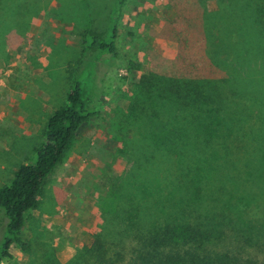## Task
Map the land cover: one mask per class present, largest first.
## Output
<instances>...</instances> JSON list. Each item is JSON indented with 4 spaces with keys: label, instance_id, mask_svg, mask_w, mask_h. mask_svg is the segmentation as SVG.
I'll return each mask as SVG.
<instances>
[{
    "label": "rangeland",
    "instance_id": "obj_1",
    "mask_svg": "<svg viewBox=\"0 0 264 264\" xmlns=\"http://www.w3.org/2000/svg\"><path fill=\"white\" fill-rule=\"evenodd\" d=\"M244 18L249 19L250 27L264 28V0H0V186L10 184L21 164L34 161L51 115L66 104L80 70L93 62L94 87L88 100L97 111L56 166V172H66L76 180V190L60 185L55 197L59 199L51 200L53 194L46 197V186L38 206L26 212L24 235L31 249L25 252L19 246L16 250L10 247L13 256L1 264L60 260L61 244L75 233L74 226L68 231L51 224L50 217L61 204L64 209L77 204L79 212L82 202L87 211V199L91 201L97 218L91 245L107 218L105 207L114 198L120 200L113 194L114 186L141 163L144 166L139 171L146 176L150 168L153 173L178 175L179 179L163 177L173 180L174 190L181 182L186 183L183 200L186 198L191 207L190 220L215 222L226 232L264 235V170L263 175L256 171L262 170L259 162H264L262 120L248 121L251 129L246 137L238 131L233 139L214 142L203 159L200 152L195 154L184 144L185 138H179L168 150L152 149L147 154L143 148L158 119L151 103L159 96L163 78L225 77V71L211 63L208 46L214 34L235 30ZM91 26L114 27L117 36L113 53L99 58L96 53H88L83 35ZM254 62L250 77L264 87V55L255 57ZM184 121L191 124L189 118ZM236 122L244 128L250 126L240 118L233 124ZM157 163L161 165L155 169ZM209 166L221 173L226 171L227 176L211 180L207 170L194 183V170ZM250 172H257L258 180L250 177ZM231 173L241 178L230 180ZM162 186L171 189L166 182ZM131 188L128 185L126 192L136 197ZM151 188L159 190L157 183ZM139 194L147 203V215L157 218L156 223L166 221L182 207L178 196L163 207L145 193ZM229 198L233 204L227 202ZM249 199L252 201L247 205ZM239 214L250 224L237 225ZM4 219L0 211V244ZM249 225H253V233L246 232ZM114 235L106 238L111 252L127 251L133 244L131 236L120 235L118 239Z\"/></svg>",
    "mask_w": 264,
    "mask_h": 264
},
{
    "label": "trees",
    "instance_id": "obj_2",
    "mask_svg": "<svg viewBox=\"0 0 264 264\" xmlns=\"http://www.w3.org/2000/svg\"><path fill=\"white\" fill-rule=\"evenodd\" d=\"M122 1L118 0V3ZM242 22L237 26L239 29L214 34L208 46L211 63L225 71V77L179 75L163 78L159 96L156 95L157 98L151 103V109L158 119L146 137L144 152L168 150L172 144H177L179 138H185L184 144L191 147L195 154L200 152L203 159L214 142L223 143L222 139H233L238 131H242L243 137L250 135L251 123L248 121L251 119L264 122V116L258 114L260 111L264 113V89H261L264 87L249 73L256 64L255 57L264 55V28L250 27L246 18ZM116 36L114 27L99 29L91 26L83 35V43L88 53H96L99 58L115 51ZM93 70L94 62L80 70L68 91L66 104L51 115L44 142L37 148L34 161L21 164L10 184L0 186V211L6 221L0 244V264L5 258L13 256L10 251L12 244H17L25 252L31 249V243L24 235L26 212L38 206L46 179L61 161L72 140L97 115L88 100L94 87ZM132 113L137 114L133 109ZM187 118L191 124L184 121ZM238 118L250 126L244 128L238 122L233 124ZM260 138L264 142V135H260ZM262 147L259 145L260 149ZM259 163L262 170H256L258 173L264 170V162ZM160 165L155 164V169ZM142 166L144 163L140 167H133L114 186L113 194L119 197L120 202L114 198L105 207L107 218L91 245L78 248L66 263H61L57 258L55 261L48 259V264H264V235L254 237L238 230L237 233H228L218 223L190 220L191 207L186 203V198L183 200L188 190L186 183L181 182L174 190L173 180L163 177L179 179L178 175L153 173L150 168L146 176L142 170L139 171ZM207 170L211 180L227 176L226 171L221 173L211 166L209 169L197 168L192 178L194 183L200 181L199 177ZM257 172H250L249 176L257 179L263 175ZM236 174L231 173L230 180L241 178ZM164 182L171 189L163 187ZM153 183H157L158 191L151 188ZM128 185L133 187L132 192L138 194H134L136 197L128 195ZM153 192H158V195H153ZM249 192L252 193V190ZM139 193L154 198L163 207H166L168 200L178 196L182 207L166 221L156 223L157 218L151 219L147 215V203H143V196ZM230 200L227 202L233 204ZM248 201L247 205L252 200ZM240 216L237 225L241 222L250 224L246 217ZM246 227V232L253 233V225ZM113 233L118 239L120 235L131 236L133 244L129 245L127 251L115 249L111 252L107 248L106 238Z\"/></svg>",
    "mask_w": 264,
    "mask_h": 264
},
{
    "label": "crops",
    "instance_id": "obj_3",
    "mask_svg": "<svg viewBox=\"0 0 264 264\" xmlns=\"http://www.w3.org/2000/svg\"><path fill=\"white\" fill-rule=\"evenodd\" d=\"M76 180L71 179L68 175H66V172H56V168L54 171L49 175V177L46 179L44 189L47 188L46 186L49 185L47 188V191L45 189V193L48 194L46 197H48L51 194H53V197L51 200L59 199V197L55 198L58 195L57 190L60 189V185L63 187L68 188V189H74L76 190ZM43 189V190H44ZM77 194V193H76ZM82 194V191L79 193ZM75 196H78L75 195ZM42 198V195H41ZM40 198V200H41ZM49 198V197H48ZM77 197H74V202H77ZM55 202V201H54ZM57 202V201H56ZM87 211L83 210V202H82V208L78 212V206L77 204L75 205H67L64 209L63 204H61L56 212H54L53 215H51V224H54L55 226L61 227L63 230H68L70 231L71 228L74 226L75 228V233H71V237L67 242L64 244H61L58 252V256L62 262L68 261L77 251L78 248H81L85 245H89L91 242L92 238V233L95 229L96 223H97V218L94 215L95 214V207L91 206V201L87 199ZM80 206V207H81ZM66 209L68 211L66 212ZM78 227V228H77ZM15 246V247H14ZM17 244L11 245V249L14 248L15 250L17 249ZM12 252V251H11Z\"/></svg>",
    "mask_w": 264,
    "mask_h": 264
}]
</instances>
